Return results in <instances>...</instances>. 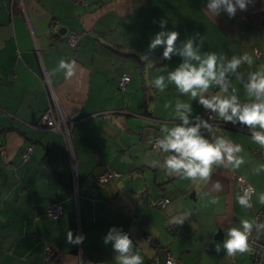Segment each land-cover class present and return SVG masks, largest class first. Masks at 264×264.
<instances>
[{
  "label": "crops",
  "instance_id": "0c3cea01",
  "mask_svg": "<svg viewBox=\"0 0 264 264\" xmlns=\"http://www.w3.org/2000/svg\"><path fill=\"white\" fill-rule=\"evenodd\" d=\"M207 3L0 0V264H115L111 242L104 243L112 227L129 234L143 264H165L167 252L175 264L253 263L250 248L234 256L214 250L240 219L264 221V205L257 200L264 172L254 174L264 164V148L252 141L247 127L220 119L216 135L241 145L237 155L245 163L236 170L214 165L208 182L170 177L148 164L163 159L152 143L162 127L179 122L172 114L177 99L190 103L193 117L206 111L174 84L164 91L151 86L156 75H167L159 69L173 70L181 62L179 56L162 59V47L149 54L152 67L140 61L162 30L161 19L167 30L180 33L178 47L199 33L202 52L253 57L251 66L244 63L228 74L230 91L235 88L242 102L249 99L243 88L248 73L264 67V0H254L234 18L221 11L215 20L205 11ZM68 34L78 36L75 45ZM61 59L76 61L72 78L57 70ZM123 73L130 79L121 90ZM52 96L71 127L70 144L61 132L37 127ZM27 146L32 151L23 160ZM106 169L121 176L101 182ZM242 178L256 189L251 209L235 200ZM217 180L224 185L219 193L212 188ZM163 195L169 201L158 208L154 202ZM212 196L218 204L208 205ZM52 201L62 208L57 219L46 213ZM189 209L193 214L182 225L171 223ZM69 231L74 238L82 235V242L68 243ZM254 234L264 241V231Z\"/></svg>",
  "mask_w": 264,
  "mask_h": 264
},
{
  "label": "clouds",
  "instance_id": "9594fccd",
  "mask_svg": "<svg viewBox=\"0 0 264 264\" xmlns=\"http://www.w3.org/2000/svg\"><path fill=\"white\" fill-rule=\"evenodd\" d=\"M254 0H208L205 11L215 20L221 11L229 18H234L237 11H246ZM161 31L157 32L148 46V53L140 55V61L152 67L149 54L163 48L162 59L171 60L173 56H179L181 62L173 70L161 68L158 71L167 75H156L151 86L164 91L168 84H174L180 94L190 95L193 100L207 111L233 126L242 125L248 128L254 143L264 148V67L256 71H250L246 82L243 83L247 101L242 102L235 88H231L227 80L230 73H237V69L244 63L251 66L253 57L247 53L242 56H232L228 59L223 53L202 52L204 39L199 33H194L187 38L181 46H177L180 33L175 30H167V20L159 21ZM198 41V42H197ZM75 60L61 59L57 70L62 71L65 79L72 78L77 71ZM51 72L50 75H53ZM237 81L242 78L239 74ZM218 87V92L213 95H205L210 88ZM166 108L172 105L166 104ZM193 109L190 103L179 99L175 102L173 116L179 121L174 126H164L160 129V136L154 141V148L163 159H149L148 164L154 168L163 170L170 177H177L191 182H208L213 174V166L227 163L233 170L239 169L245 163L243 157L237 154L242 152L241 145L235 144L224 136H217L214 126L209 119H203L199 115L192 116ZM194 120L195 123L191 121ZM259 128L260 130H256ZM206 130L212 134L208 139L202 132ZM264 172V164L255 169L254 174ZM242 194L235 196L236 202L245 209L254 207L252 202L256 189L242 178ZM215 192L223 191L224 185L217 180L212 184ZM210 195V193H206ZM258 203L264 205V192L259 193ZM219 201L215 196L208 201V205H216ZM193 211L191 209L174 216L171 223L182 225ZM264 231V221L258 219H240L239 226L229 227L224 236L223 244L215 242V251H224L227 256L237 253L243 254L249 251L250 237L253 232ZM83 240L82 235L73 237V233H67V242L79 244ZM111 242L114 250L115 264H143V258L135 251V244L129 234L116 227L109 229L104 237V243Z\"/></svg>",
  "mask_w": 264,
  "mask_h": 264
},
{
  "label": "built area",
  "instance_id": "2783aa9c",
  "mask_svg": "<svg viewBox=\"0 0 264 264\" xmlns=\"http://www.w3.org/2000/svg\"><path fill=\"white\" fill-rule=\"evenodd\" d=\"M52 24V23H51ZM78 39V36L76 34H68L67 36V41L71 44V45H75L76 41ZM258 54V52H257ZM230 75L227 76V80H230ZM130 76L127 73H123L121 75V77L118 80V87L121 90H124L127 82L129 81ZM52 103L49 105V107L47 109H45L39 118L37 127H41L43 129H48V130H57L59 132H61L66 140V142L68 144L71 143V137H70V130L71 127L68 125V121L67 118L65 116L64 113H62V111L60 110V108L57 105V102L55 100V98L52 96L51 98ZM209 117H211L210 123L214 126V132L216 134L217 132V126H221L223 124V122L219 119L216 118L214 116L213 113H211L210 111H204V113L202 114L201 118L203 119H209ZM72 124V122H70ZM205 131V135L208 138L212 137V134L209 133L208 131ZM154 141L152 145H154ZM32 151V146H27L25 147L22 152H21V158L23 160H26L30 157ZM1 153L4 154L5 151L2 149ZM121 176V173L112 169H106L104 170L101 175L99 176V181L101 182H107L111 179H115ZM242 179H240V186H239V190L240 193L241 189L243 188V183L241 182ZM169 201V197L168 196H161L158 200H156L154 202V205L158 208H163L164 205ZM62 212V208L61 205L58 202H49L47 204L46 207V213L47 215L52 218V219H57L60 214ZM260 216L258 215V218ZM250 255L252 258V264H264V241H262L259 238L255 237V234L253 232V234L250 237ZM46 253H45V258L46 260H49V247H46ZM165 264H175V259L170 255L169 252H167V256L165 259Z\"/></svg>",
  "mask_w": 264,
  "mask_h": 264
},
{
  "label": "trees",
  "instance_id": "16d2710c",
  "mask_svg": "<svg viewBox=\"0 0 264 264\" xmlns=\"http://www.w3.org/2000/svg\"><path fill=\"white\" fill-rule=\"evenodd\" d=\"M203 131H204V130H203ZM204 133H205V131H204ZM48 252H49V254H50V255H49V259H51V255H52V254L50 253V250H49Z\"/></svg>",
  "mask_w": 264,
  "mask_h": 264
}]
</instances>
